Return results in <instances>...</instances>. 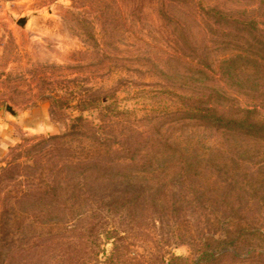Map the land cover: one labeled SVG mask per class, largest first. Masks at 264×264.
<instances>
[{
  "label": "rangeland",
  "instance_id": "1",
  "mask_svg": "<svg viewBox=\"0 0 264 264\" xmlns=\"http://www.w3.org/2000/svg\"><path fill=\"white\" fill-rule=\"evenodd\" d=\"M219 3L237 19L230 44L169 0H0V264H264V189L243 180L177 171L61 183L72 159L54 137L77 117L97 124L107 108L103 137L132 145L152 93L205 64L216 87L229 77V93L264 94V62L251 56L256 46L264 57V0Z\"/></svg>",
  "mask_w": 264,
  "mask_h": 264
},
{
  "label": "trees",
  "instance_id": "2",
  "mask_svg": "<svg viewBox=\"0 0 264 264\" xmlns=\"http://www.w3.org/2000/svg\"><path fill=\"white\" fill-rule=\"evenodd\" d=\"M169 1L186 7L187 12L179 11L183 16L199 17L202 29L211 33L212 25L222 28L217 38L230 44L231 35L225 29L237 25L233 9L219 3L220 0ZM253 25L255 22L249 21V26ZM174 32L183 42L188 58L201 63L177 25ZM254 42L264 47V37ZM206 50L204 56L208 55ZM259 52V48L252 47L254 63L264 62ZM238 65L230 64V76L235 75ZM204 66V70L193 68L197 79L168 81L161 86V92L152 93L146 114L136 117V141L132 145L118 141L113 148L103 137V130L113 123L109 119L113 114L107 108L98 111L97 124L77 117L69 133L54 137L69 147L60 151L61 157L67 154L72 159L64 165L65 179L61 183L83 189L109 173L144 175L181 171L215 173L226 181L243 180L252 190L264 189V94L256 97L229 93L226 88L236 84L229 77L219 78L221 88L216 87V80L207 73L210 68ZM248 66L255 69V65Z\"/></svg>",
  "mask_w": 264,
  "mask_h": 264
},
{
  "label": "water",
  "instance_id": "3",
  "mask_svg": "<svg viewBox=\"0 0 264 264\" xmlns=\"http://www.w3.org/2000/svg\"><path fill=\"white\" fill-rule=\"evenodd\" d=\"M7 112L10 113V114H14L13 110L8 106L7 108Z\"/></svg>",
  "mask_w": 264,
  "mask_h": 264
}]
</instances>
